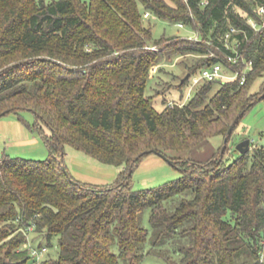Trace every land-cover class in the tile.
<instances>
[{
  "label": "trees",
  "instance_id": "16d2710c",
  "mask_svg": "<svg viewBox=\"0 0 264 264\" xmlns=\"http://www.w3.org/2000/svg\"><path fill=\"white\" fill-rule=\"evenodd\" d=\"M260 8L264 0H0V114L33 112L50 151L46 160L0 158V264L33 262L32 233L58 240V256L43 264H262L264 147L242 154L233 141L264 95ZM144 11L197 37L155 38ZM166 52L197 55L191 76L218 63L252 69L244 84L203 81L188 101L159 110L147 89ZM239 115L223 155L222 144L205 161L192 157ZM65 145L123 171L106 186L73 183ZM153 150L182 175L136 190L133 171Z\"/></svg>",
  "mask_w": 264,
  "mask_h": 264
},
{
  "label": "rangeland",
  "instance_id": "374dc122",
  "mask_svg": "<svg viewBox=\"0 0 264 264\" xmlns=\"http://www.w3.org/2000/svg\"><path fill=\"white\" fill-rule=\"evenodd\" d=\"M146 13V11H144ZM145 17V16H144ZM151 17V16H149ZM153 36L159 38L163 35L182 36L185 38H196L197 32L189 27H179L177 24H170L168 21L152 15ZM152 49H159L158 46H151ZM171 53H164L158 64L151 68V78L147 89V95L154 96V104L157 109L162 110L166 101H179V97L184 95L186 101L192 98L197 88L203 83L195 82L191 76L182 91L176 89L178 85L189 73L187 65L192 64L199 58L197 55L188 54L169 59ZM196 76V75H195ZM263 80L255 81L252 91L258 92ZM172 85V86H170ZM45 134L50 133V129L40 122ZM250 138L253 146L264 147V98L258 100L246 113L238 125L233 141ZM224 143V138L216 136L210 139L209 144L194 151L191 155L196 160L205 161L214 151ZM233 144V142L231 143ZM64 164L72 180L85 184L106 186L115 183L122 166L102 163L86 152L78 150L70 145L64 147ZM4 154L14 157H22L32 160H46L50 156L43 134L36 125V116L31 111H21L20 113H10L0 118V158ZM232 158V157H231ZM181 171L174 164H171L162 156L151 153L143 157L138 163L132 175V183L136 190L157 189L160 186L173 182L180 178ZM143 225L151 227L150 211L145 213ZM28 247L39 249L41 246L48 248L45 257L58 256V240L54 238L52 245L32 233L29 237ZM32 264V262L28 263ZM141 264H165L158 257L148 256Z\"/></svg>",
  "mask_w": 264,
  "mask_h": 264
},
{
  "label": "built area",
  "instance_id": "2783aa9c",
  "mask_svg": "<svg viewBox=\"0 0 264 264\" xmlns=\"http://www.w3.org/2000/svg\"><path fill=\"white\" fill-rule=\"evenodd\" d=\"M259 13L260 14H264V9L260 8L259 9ZM151 16V13L148 11L145 13V17H149ZM251 23L256 26V23L251 20ZM177 25L179 27H184L185 25L183 23H177ZM229 37V35H228ZM235 62V61H234ZM227 68H225L222 64L218 63L214 66H210V67H205L201 70L200 74L193 76L196 80L195 82L199 83V82H203V81H212V80H217V79H221L224 81L227 80H235L236 78H238L239 76H242V80H241V84H244L246 82V77L249 73V71L252 69L251 64H249V66L242 72L232 69L231 67H228V70H226ZM32 229V228H30ZM26 247H28V245H26ZM30 249V254L34 257V261L32 262V264H43L42 261L45 257V253L47 252L48 248L47 247H41L39 249H34L32 247H28ZM260 262L262 264H264V252H262L261 257H260Z\"/></svg>",
  "mask_w": 264,
  "mask_h": 264
},
{
  "label": "water",
  "instance_id": "95a60500",
  "mask_svg": "<svg viewBox=\"0 0 264 264\" xmlns=\"http://www.w3.org/2000/svg\"><path fill=\"white\" fill-rule=\"evenodd\" d=\"M190 77H191V74L188 73L187 76L182 80V83L186 82ZM261 97L263 98L264 95H262ZM6 114H7V112L1 113L0 114V118H2L3 116H5ZM240 116L241 115H239L235 119V121L232 123V125L230 126V128H229V130L227 132V135L224 138L223 148H222V152H221L222 155L225 153V151H226V149L228 147L229 139H230V137H231V135H232L235 127L237 126V124L239 122ZM251 143H252V140L250 138H247V139H244V140L240 141L239 143H237L236 148H237L238 151H240V153L245 154V153H247L251 149ZM147 152H152V151H147ZM153 152L156 153V154H158V155H160V156H162L164 159H166L171 164H174V161L172 159H170L169 157H167L165 154L161 153L160 151L153 150ZM72 182L73 183H77L74 180H72Z\"/></svg>",
  "mask_w": 264,
  "mask_h": 264
}]
</instances>
